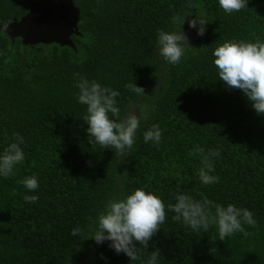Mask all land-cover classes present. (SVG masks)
I'll return each mask as SVG.
<instances>
[{"label": "trees", "instance_id": "16d2710c", "mask_svg": "<svg viewBox=\"0 0 264 264\" xmlns=\"http://www.w3.org/2000/svg\"><path fill=\"white\" fill-rule=\"evenodd\" d=\"M36 1L0 0V27ZM73 1L80 11V35L71 36L76 50L23 46L0 31V153L16 133L25 153L0 176V264L82 261L97 244L88 238L105 203L137 187L166 206L177 191L213 205L232 203L250 209L256 223L221 240L214 224L193 230L166 207L149 246L137 243L138 260L115 253L107 241L86 264H141L157 248L159 264H264V115L218 79L212 56L225 40H264V0L232 13L218 0ZM184 14L181 26L174 17ZM195 16L208 22L203 35L187 23ZM180 27L193 33L191 46L179 63L156 64L158 30ZM77 74L117 90L123 115L140 96L130 83L146 90L161 81L136 105L140 127L129 152L88 142ZM153 124L161 139L146 143L143 132ZM198 149L219 151L211 157L213 184L199 179ZM31 175L39 180L35 190L22 183Z\"/></svg>", "mask_w": 264, "mask_h": 264}, {"label": "clouds", "instance_id": "9594fccd", "mask_svg": "<svg viewBox=\"0 0 264 264\" xmlns=\"http://www.w3.org/2000/svg\"><path fill=\"white\" fill-rule=\"evenodd\" d=\"M248 2L249 0H218L219 6L227 13L243 9ZM186 15H177L174 20H178L182 26ZM198 22L200 27H197ZM187 23L196 28L199 35H203L204 26L208 22L195 16L188 19ZM156 45L159 55L154 62L160 65L162 57L165 66L179 63L186 49L191 46L184 42L182 27L179 31L158 30ZM212 56L218 79L230 88L239 89L255 113L264 115V40H225L213 49ZM77 76L79 78L75 81V87L78 89L76 96L78 103L85 105L83 119L87 125L85 132L88 142L99 144L103 148L116 149L122 154L129 152L140 127V116L137 112L128 115L121 113L116 100L119 96L117 90L85 76ZM128 87L136 93L144 92L143 87L134 82ZM109 113L112 114L111 117ZM15 136L16 139L0 153V176L11 174L14 167L25 158L21 147L24 137L19 133ZM160 139L161 130L156 124L143 132V140L146 143H158ZM197 151L202 153V166L198 170L201 183H215L218 177L212 174L211 157L218 156L219 151ZM22 183L28 190L39 187L36 175L25 177ZM37 198L36 195L25 197L29 201H35ZM173 199L174 202L166 206L159 195L142 187L133 189L123 199H109L95 217L92 234L88 239L97 244L108 241V247L115 253H123L129 260L135 261L140 258L137 243L143 244L145 248L149 246V240L166 219V207L175 214V220H182L193 230L206 231L214 224L221 240L237 231H243L244 224L256 223L250 209L232 203L213 205L207 199L196 200L188 193L180 191L173 194ZM79 231L78 228L73 229V235ZM160 254L158 248L153 250L141 264H159Z\"/></svg>", "mask_w": 264, "mask_h": 264}, {"label": "water", "instance_id": "95a60500", "mask_svg": "<svg viewBox=\"0 0 264 264\" xmlns=\"http://www.w3.org/2000/svg\"><path fill=\"white\" fill-rule=\"evenodd\" d=\"M80 11L74 5L73 0H39L29 6L28 12L20 19H13L0 27V31L11 40L20 39L23 46H35L38 44H56L61 47L68 46L76 50L71 40L72 35H80L78 22ZM184 34V42H193V33L189 30ZM159 55V54H158ZM157 55V56H158ZM161 61L162 57L160 58ZM161 81L151 84L140 96L134 100L124 115L136 112V105L149 92L159 89ZM123 159L121 160V162ZM107 241L96 244L95 248L82 261H74V264H86L97 249ZM66 262L65 264H68Z\"/></svg>", "mask_w": 264, "mask_h": 264}]
</instances>
